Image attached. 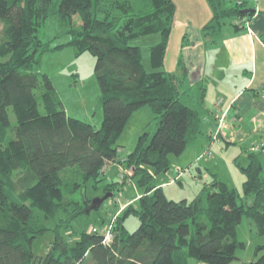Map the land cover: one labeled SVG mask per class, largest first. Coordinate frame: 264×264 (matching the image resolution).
Instances as JSON below:
<instances>
[{
	"label": "trees",
	"instance_id": "1",
	"mask_svg": "<svg viewBox=\"0 0 264 264\" xmlns=\"http://www.w3.org/2000/svg\"><path fill=\"white\" fill-rule=\"evenodd\" d=\"M208 1L214 16L204 31L215 39L221 19L241 17L244 26L255 12L242 13L247 0L227 8L221 0ZM176 9L173 0H0V264H230L244 246L237 227L245 216L264 234L259 152L250 150L240 164L244 197L216 177L194 200L174 201L147 169L167 171L169 155H180L203 133L205 87L187 90L185 67L181 75L158 69ZM50 17L63 20L78 54L88 51L96 58L104 113L99 130L68 117L50 77L39 71L38 55L50 50L39 31ZM156 33L162 41L151 48L155 70L148 72L140 47L130 41ZM147 106L159 119L156 132L152 137L143 132L136 148L119 159L120 135L133 114ZM224 116L210 139L217 134L220 140ZM112 163L132 170L144 193L117 217L110 245L92 230L70 243L59 229L88 214L82 200L89 204L91 199L84 185L102 180ZM115 184L106 192L112 193ZM129 212L139 219L132 233L124 225ZM49 220L56 227L48 226ZM49 230L55 232L51 248L35 254L33 241ZM263 250L258 246L248 264H264Z\"/></svg>",
	"mask_w": 264,
	"mask_h": 264
},
{
	"label": "rangeland",
	"instance_id": "2",
	"mask_svg": "<svg viewBox=\"0 0 264 264\" xmlns=\"http://www.w3.org/2000/svg\"><path fill=\"white\" fill-rule=\"evenodd\" d=\"M228 5L235 7L236 2L230 0ZM201 9L204 11V6ZM223 20L232 25V17ZM2 27L0 23V35ZM39 37L50 49L38 55L39 71L50 77L57 95L65 106L67 116L87 122L99 130L103 125L104 113L100 104L102 92L95 75V56L88 51L81 54L76 52L75 48L69 44L71 36L61 18H48L39 31ZM161 41L160 33L136 37L130 41L131 45L140 47L142 63L148 72L155 70L151 48ZM180 60H182L181 41L172 31L164 56V65L158 69L180 72ZM180 73H182V67ZM187 85L188 83L186 87ZM10 115L12 122L15 123L16 119L12 111ZM158 125L159 119L150 107L147 106L135 112L118 139L119 159H124L136 148L143 132H148L152 137ZM262 148L263 145L253 146L251 151L260 152ZM244 151L245 149L238 145L227 144L224 140L213 141L200 134L180 155H169L170 168L167 171L157 172L152 167L147 169L152 174L154 184L162 186L166 196L174 201L194 200L206 186L211 188L216 177L244 197L245 176L240 167V164L246 163ZM122 166L124 165L112 163L108 166L106 173L108 177H103L98 182L94 179L86 181L83 193L91 200L109 194L110 192H106L107 186L114 182L117 184L112 196L106 199L98 209L92 210L89 214L77 216L71 220L68 228L59 229L67 241L74 244L82 238L84 233L91 232L94 227L102 229L110 221L111 223L115 221V215L117 220L119 214L144 193L145 188L140 186L139 177L132 179V175L129 176L132 170L124 171L125 168L122 170ZM124 173H126L125 177L122 178ZM82 202L86 204L85 199ZM127 202L128 204L122 207ZM46 224L53 228L58 223L49 220ZM124 225L132 233L138 228L139 219L134 213L129 212L125 215ZM54 239L55 232L46 231L33 241V252L40 256L47 254ZM237 239L244 246L237 249L235 260L230 264H246L247 260L255 258L256 248L264 246V234L258 233L255 225L246 216L237 227ZM261 253H264V250Z\"/></svg>",
	"mask_w": 264,
	"mask_h": 264
},
{
	"label": "crops",
	"instance_id": "3",
	"mask_svg": "<svg viewBox=\"0 0 264 264\" xmlns=\"http://www.w3.org/2000/svg\"><path fill=\"white\" fill-rule=\"evenodd\" d=\"M173 1L177 8L173 31L181 41L179 63L187 72L185 87L192 92L202 84L206 89L203 136L211 137L224 114L220 140L245 149V156L253 146L263 145L259 153L264 165V0H247L244 9L255 12L244 26L235 25L234 17L232 25L221 19L217 39L204 31L214 16L208 0ZM228 1L221 0L224 8ZM215 112L220 116L216 118ZM189 264L200 263L190 260Z\"/></svg>",
	"mask_w": 264,
	"mask_h": 264
},
{
	"label": "built area",
	"instance_id": "4",
	"mask_svg": "<svg viewBox=\"0 0 264 264\" xmlns=\"http://www.w3.org/2000/svg\"><path fill=\"white\" fill-rule=\"evenodd\" d=\"M236 4L238 6L242 5L243 3V0H235ZM234 22L236 25H242L244 22H243V18L241 17H237L234 19ZM248 25V24H247ZM217 135V134H216ZM215 135V137L213 138L214 141H219V138H217V136ZM125 174L122 175V178L125 177ZM128 174V173H127ZM133 173L132 172H129V176H131ZM116 216H114V220L112 223L111 221L105 225L102 229H98V228H93L92 231L94 233H99V234H102L103 235V243L104 244H110L114 238V233H113V230H114V226H115V222H116ZM112 220V219H111ZM200 264H205V263H200Z\"/></svg>",
	"mask_w": 264,
	"mask_h": 264
},
{
	"label": "water",
	"instance_id": "5",
	"mask_svg": "<svg viewBox=\"0 0 264 264\" xmlns=\"http://www.w3.org/2000/svg\"><path fill=\"white\" fill-rule=\"evenodd\" d=\"M250 12H254V9H243L242 13H244L245 15L249 14ZM112 196V193L106 194L104 197H99V198H95L93 200H91V203L89 204H85V208H86V213H91L92 210L98 209L103 202L108 199L109 197Z\"/></svg>",
	"mask_w": 264,
	"mask_h": 264
},
{
	"label": "bare ground",
	"instance_id": "6",
	"mask_svg": "<svg viewBox=\"0 0 264 264\" xmlns=\"http://www.w3.org/2000/svg\"><path fill=\"white\" fill-rule=\"evenodd\" d=\"M114 238H115V237H114ZM114 238H113V239H114ZM106 245H107V244H106ZM108 245H110V244H108Z\"/></svg>",
	"mask_w": 264,
	"mask_h": 264
}]
</instances>
